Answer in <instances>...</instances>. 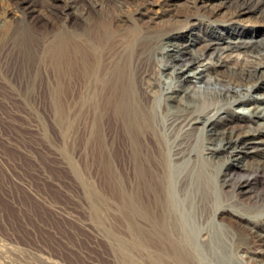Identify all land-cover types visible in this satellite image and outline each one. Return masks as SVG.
Here are the masks:
<instances>
[{
	"label": "bare ground",
	"instance_id": "bare-ground-1",
	"mask_svg": "<svg viewBox=\"0 0 264 264\" xmlns=\"http://www.w3.org/2000/svg\"><path fill=\"white\" fill-rule=\"evenodd\" d=\"M114 1L122 11V0ZM31 2L16 0L22 17ZM68 4L56 17L66 20L75 39L57 33L46 54L56 58L57 49L71 39L85 62L83 89L75 92L77 129L83 110L89 118L98 117L106 161L113 164L105 161L107 177L117 170L119 189L109 184V191L118 198L124 261L133 260V242L135 264H264V187L253 202L240 199L253 174L264 177V27L244 24L240 16L256 10L264 16V0H217L203 14L191 0L183 12L172 13V21L180 24L129 31L113 30L97 18L93 1L79 16ZM141 8L137 11L148 9ZM226 10L228 15L220 17ZM22 17L12 19L10 35ZM43 32L38 34L48 33ZM235 49L242 56L228 59ZM27 80L17 76L18 93L27 89L22 87Z\"/></svg>",
	"mask_w": 264,
	"mask_h": 264
},
{
	"label": "rangeland",
	"instance_id": "rangeland-1",
	"mask_svg": "<svg viewBox=\"0 0 264 264\" xmlns=\"http://www.w3.org/2000/svg\"><path fill=\"white\" fill-rule=\"evenodd\" d=\"M89 1L95 3L94 15L119 31H129L132 27L167 30L180 24L172 21L173 11L183 12L191 4V0H122L123 10L120 11L114 0H30L31 10L22 17L21 10L15 7L16 0H0V17L4 19L0 25V264H135L138 258L132 242L130 250L134 261L123 259L125 239H121L118 198L109 191V184L116 192L119 189L118 180H115L118 179L117 170L114 167L113 179L107 177L104 169L106 146L101 128L98 130V117L89 118L83 110L77 129L75 92L79 87L83 89L81 65L85 62L78 57L71 39L65 40L57 49L56 58L50 59L47 55L54 47L57 33L69 37L73 34L66 29V20L56 17V12L69 3L66 8L72 15L79 16ZM216 1L197 0L198 12L207 13L210 4ZM139 7L148 9L139 12ZM225 15H228L227 10L220 17ZM21 17L25 19L15 26L20 30L10 35L12 19ZM240 18L244 24L251 22L250 25L264 27V16L257 10ZM44 23L49 26L44 27ZM42 32L46 34H38ZM239 50H232L227 58L241 57L243 53ZM39 55H43L42 58ZM88 60L85 58L84 61ZM20 75H26L29 80L22 83V87L27 88H22L23 92L27 91L25 93H18L15 79ZM36 88L44 92L37 93ZM106 162L113 168L111 159ZM239 175L240 172L234 173L233 177ZM263 187V175L253 174L240 199L244 203L253 202ZM225 189L229 190L228 187ZM93 192L100 205L96 216L92 209Z\"/></svg>",
	"mask_w": 264,
	"mask_h": 264
}]
</instances>
